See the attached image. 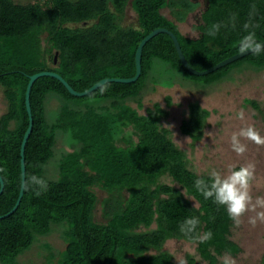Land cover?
<instances>
[{
  "label": "trees",
  "instance_id": "1",
  "mask_svg": "<svg viewBox=\"0 0 264 264\" xmlns=\"http://www.w3.org/2000/svg\"><path fill=\"white\" fill-rule=\"evenodd\" d=\"M127 3L41 0L19 4L0 0V91L6 105L0 114V168L5 169L0 172L4 182L0 216L14 207L20 191V148L29 124L25 95L31 75L56 72L78 92L103 78L133 77L137 47L156 28L171 30L189 64L199 71L240 52L239 42L249 31L264 42V0H208L193 26L199 31L197 37L183 35L177 25L197 8L195 1L131 0L137 27L121 24ZM166 7L174 20L161 12ZM89 20L94 22L84 27L67 25ZM214 24L221 27L211 37L207 33ZM43 33L47 34L48 51L58 53L56 66L45 60L40 41ZM245 63L264 70V50L211 73L195 75L180 61L171 37L160 33L143 46L141 72L133 82L108 81L77 96L56 77H38L30 90L33 125L24 163L25 174L43 178L48 189L39 196L36 187L23 191L15 211L0 218V264H22L19 257L55 228L65 241L59 264H175L173 254L164 249L168 239L195 243L205 264H221L219 258L228 249L232 256L240 253L241 247L231 239L233 220L226 208L206 200L194 186L197 179L208 181L210 174L191 168L186 151L162 125L167 110L155 103L140 114L130 102H139L147 89L157 85L172 87L190 79L200 82V88L210 87ZM52 98L58 104L48 109ZM245 101L264 119V103ZM188 109L180 131L190 137L193 146L203 136L210 111L197 101L189 103ZM59 140L69 150L58 148ZM163 177L171 183L162 181ZM95 187L106 192L100 201L103 221L95 218L99 201ZM193 216L200 224L186 235L181 225ZM209 230L213 238L201 242L198 235ZM43 247L46 258H54L51 246L45 243ZM187 262L202 264L193 256ZM261 262L264 264V255Z\"/></svg>",
  "mask_w": 264,
  "mask_h": 264
},
{
  "label": "rangeland",
  "instance_id": "2",
  "mask_svg": "<svg viewBox=\"0 0 264 264\" xmlns=\"http://www.w3.org/2000/svg\"><path fill=\"white\" fill-rule=\"evenodd\" d=\"M13 1L19 4L41 2V0ZM130 2L131 0H128L121 18V24L137 27V14L132 9ZM161 12L166 17L174 20L168 7L161 9ZM189 14L184 22H177L178 29L185 36L197 37L199 35L198 31L192 27L196 23L194 14ZM93 22L94 20H89L67 25L74 28L84 27ZM46 37V33L40 36L45 60L48 65L56 66L58 63V60L54 61L56 52L54 50L48 51L49 43ZM248 65V63H245L233 69L227 79L210 87L200 88L201 85H198L200 82L190 79L185 82L181 81L184 85L182 83H176L172 87L157 85L147 89L139 102L132 101L130 103L140 114H145L147 109L152 108L155 103H159L161 107L167 110L168 114L162 119L161 123L164 127L170 128L173 141L176 144L179 143L177 145L186 151L190 166L197 173L210 174L212 170H216L221 174H227L230 166L235 168L253 163L255 170L251 181V195L255 200L257 196L264 197V146H258L251 141H243L247 144V151L243 155H237L231 150L229 142L231 133L238 131L240 127L247 124L254 125L261 136H264V119L261 113L245 101V99H253L263 105L264 70H254ZM177 97H179L178 103ZM194 101L208 109L210 115L201 140L192 146L190 137L181 133L180 124L188 116L189 103ZM57 104V100L52 98L48 102V109L56 108ZM5 108V101L0 91V114L4 112ZM241 109L244 110L245 115L243 121L236 118V113ZM57 147L69 150L61 140L58 141ZM53 162L54 159L50 164ZM52 168L51 173H55ZM162 181L171 183V179L168 177H163ZM94 190L99 200L95 209V218L98 221H103L100 201L106 196V192L99 187H95ZM187 197L194 206H198V203L192 197ZM253 215H255L253 212L246 213L241 218L242 222L239 226L233 222L231 239L238 243L242 249L240 253L233 256L236 264H262L264 223L257 222L256 226L252 227L248 223V218ZM45 243L51 246L55 254L54 258L50 260L46 258L48 252L43 247ZM64 248L65 241L61 236V232L58 228H55L49 235L40 237L39 241L29 251L19 257V261L22 264H59L58 255ZM164 249L173 254L175 264H188V256H193L197 261L205 264L197 254L195 243L180 239H168L165 242Z\"/></svg>",
  "mask_w": 264,
  "mask_h": 264
},
{
  "label": "clouds",
  "instance_id": "3",
  "mask_svg": "<svg viewBox=\"0 0 264 264\" xmlns=\"http://www.w3.org/2000/svg\"><path fill=\"white\" fill-rule=\"evenodd\" d=\"M220 27V24L212 25L207 34L211 37L216 36ZM248 27L249 25L246 24L245 29L247 30ZM262 50L264 49L261 48V44L257 40L254 31H249L239 42V51L241 53L251 51L253 54H258ZM104 90L106 89H101V91ZM178 101L179 97H177V103ZM236 118L241 121L245 119L243 109L236 113ZM243 141H251L258 146H264V136H261L260 132L252 124L242 126L238 131L231 133L229 141L231 150L237 155H243L247 151V144L243 143ZM254 170L255 165L253 163H247L238 169L230 166L227 174H221L216 170H212L208 181L203 178L197 179L194 186L206 200L213 199L214 203L225 207L230 219L237 226L240 225L242 222L241 218L246 213H255V215L248 218V223L252 227H255L257 222L264 223V197L257 196L253 200L251 195V181L254 177ZM4 171L5 169L0 168V172ZM33 187L39 189L35 191V195L39 196L41 192L47 191L48 184L41 177L25 174L20 183L21 190L28 191ZM199 224V218L193 216L183 222L181 231L186 235L192 234L198 228ZM212 238L213 233L211 230L204 232L202 235H198V239L201 242L210 241ZM220 259L221 264H236L230 249L225 250V253Z\"/></svg>",
  "mask_w": 264,
  "mask_h": 264
},
{
  "label": "water",
  "instance_id": "4",
  "mask_svg": "<svg viewBox=\"0 0 264 264\" xmlns=\"http://www.w3.org/2000/svg\"><path fill=\"white\" fill-rule=\"evenodd\" d=\"M160 33H166L168 34L173 43H174V46L176 48V51H177V54L179 56V59L180 61L182 62V64L184 65V67L191 73L195 74V75H204V74H208V73H211L213 72L214 70H217L218 68L220 67H223L239 58H242L250 53H252L251 51H248V52H245V53H241V52H237L225 59H223L222 61L218 62L217 64L213 65L212 67L208 68V69H205V70H196L194 69L190 64L189 62L187 61V59L185 58L181 48H180V45H179V42L177 40V37L176 35L171 31V30H168L167 28H156V29H153L148 35H146L142 41L140 42V44L138 45L137 47V50H136V53H135V66H136V72H135V75L133 77H129V78H119V77H114V78H103L101 80H99L98 82H96L94 85H92L89 89L85 90V91H82V92H78V91H75L66 81L64 78H62L59 74H57L56 72H53V71H41V72H38V73H35L33 75H31L29 77V82H28V85H27V88H26V95H25V104H26V109H27V112H28V116H29V124H28V127L25 131V134H24V137H23V140H22V144H21V148H20V155H21V180L22 178L25 176V163H24V148H25V144H26V141L30 135V132L32 130V125H33V120H32V115H31V107H30V100H29V97H30V90H31V87H32V84L33 82L40 76H45V75H49V76H53V77H56L57 79H59L63 84L64 86L69 90V92L73 95H77V96H83V95H86L90 92H92L93 90H95L96 88H98L99 86L103 85L104 83L108 82V81H116V82H124V83H129V82H133L135 81L139 75H140V72H141V65H140V62H141V54H142V48L143 46L145 45V43L150 40L152 37L156 36L157 34H160ZM261 44V48H264V42H260ZM57 55L58 53L56 52V55L54 56V61L57 60ZM3 188H4V182L0 176V194L2 193L3 191ZM23 195V190H21L20 188V191H19V195H18V198L16 200V203L14 205V207L8 212L6 213L5 215H2L0 216L1 217H6L10 214H12L15 209L17 208V206L19 205L20 203V200H21V197Z\"/></svg>",
  "mask_w": 264,
  "mask_h": 264
},
{
  "label": "flooded vegetation",
  "instance_id": "5",
  "mask_svg": "<svg viewBox=\"0 0 264 264\" xmlns=\"http://www.w3.org/2000/svg\"><path fill=\"white\" fill-rule=\"evenodd\" d=\"M192 1H195L198 3L197 8L192 13H190V14H194V19L196 21V23L194 25H197L199 22V18H200L202 11L208 6V0H192ZM245 1H247V0H245ZM248 1H251V0H248ZM260 1H262V0H256V2H260ZM194 25H192V27ZM198 34H199V31H198Z\"/></svg>",
  "mask_w": 264,
  "mask_h": 264
}]
</instances>
